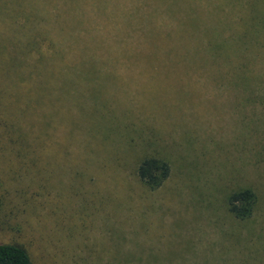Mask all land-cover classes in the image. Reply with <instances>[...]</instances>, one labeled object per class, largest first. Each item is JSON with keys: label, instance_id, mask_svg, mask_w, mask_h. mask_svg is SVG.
I'll use <instances>...</instances> for the list:
<instances>
[{"label": "rangeland", "instance_id": "1", "mask_svg": "<svg viewBox=\"0 0 264 264\" xmlns=\"http://www.w3.org/2000/svg\"><path fill=\"white\" fill-rule=\"evenodd\" d=\"M154 1L0 0V244L30 264H264V98L226 65L137 58ZM146 157L170 164L156 189ZM245 189L249 221L227 207Z\"/></svg>", "mask_w": 264, "mask_h": 264}, {"label": "trees", "instance_id": "2", "mask_svg": "<svg viewBox=\"0 0 264 264\" xmlns=\"http://www.w3.org/2000/svg\"><path fill=\"white\" fill-rule=\"evenodd\" d=\"M148 6L149 15L138 20V40L150 48L137 58L168 62L183 58L226 65L225 72L241 83L237 86L244 95L259 92L264 98V0H155ZM181 46L195 47L190 51ZM77 49L83 55L88 53L87 48ZM56 53L55 62L67 57L62 50ZM102 53L113 59L121 54ZM169 174L170 164L156 157L144 158L137 168L139 180L151 189L161 186ZM258 204L256 193L248 189L227 198L228 212L242 221L252 219ZM0 264H30V259L23 247L0 244Z\"/></svg>", "mask_w": 264, "mask_h": 264}]
</instances>
